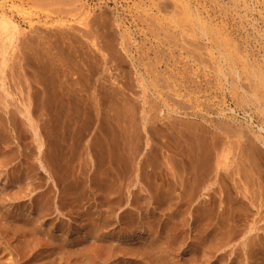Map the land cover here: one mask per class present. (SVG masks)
<instances>
[{"label": "rangeland", "instance_id": "rangeland-1", "mask_svg": "<svg viewBox=\"0 0 264 264\" xmlns=\"http://www.w3.org/2000/svg\"><path fill=\"white\" fill-rule=\"evenodd\" d=\"M10 1H6L7 7L13 5L8 8L10 12L7 9L8 15H13L17 28L24 32L27 30V33L21 32L20 29L19 32L27 34L25 37L28 34H31V36L29 35L27 39H23L20 37H24L23 34L20 35L21 33H19L17 35V28L12 29L17 33L12 32V30L9 33L14 34L15 41H13L16 42L17 40V46L16 43L9 42L5 30L0 29V32L3 31L6 35L4 37L0 33L2 37V39L0 37V43L3 42L5 45L11 43L9 45L16 47V50L17 47L18 50L23 47V52L26 53L22 54L21 49L20 51L17 50L19 53L21 52L17 54V51L13 50L14 47L0 44V124H2L1 127L6 124L5 126H8L10 131V146L8 147V145L0 142V264H264V147L260 145L261 158H259L260 165L258 166V172L263 173V176L258 178L256 177L258 174L256 175L253 172H250V174L246 171L248 175L243 173L242 177L244 179L242 177L240 179L235 174V170L241 161H244V159H241L244 154L240 151L239 146L243 139L240 141L235 137H231V139L227 137L230 145L233 144L230 165L227 168H223V166H216V168L214 165L217 164H214V162L217 161L214 160H217V155L215 152H211L213 146L208 135L205 136L207 134L203 130L205 126L201 127L209 125V123L197 122L199 123L197 126L199 125L201 128L196 130V122L193 121L194 117L191 115L192 112L195 113L200 108V110L203 109V112H206L208 107V113L201 112V115L207 117V119L210 118L214 124L223 117L225 121L223 119V122L219 120V124H227L228 122L259 132L258 126L262 125L260 124L262 120L259 113L255 112L256 109L251 102L252 100L250 103H246H252L253 106L251 105L252 108L249 109L250 105L247 106L239 97V95L244 94L243 96H247L246 100L252 99L248 97V92L243 93L245 87L241 90L238 89V92H234L237 93V98L241 100L242 105L240 100L236 98V94L233 93L235 95L233 96V94L231 95L233 91H229V82L231 84L233 79L236 82L235 78L227 71L213 72L212 66L215 68L216 65L214 67L211 62H215L213 60L215 58H212L211 53L208 56V52H206L208 50L204 48L209 49L215 45V41L223 40L221 36L226 31L223 36L227 35V44L233 45L238 41L237 44H234V46L237 45L236 49L240 48L236 52L238 54L237 58L241 54H244V56L248 54L249 56H245V58L241 56L244 59L240 57L239 60L241 61L239 64L237 60V66L243 69L246 67L247 69L250 58L251 66L249 67L256 68L255 71L257 69L259 71L261 68L260 71L264 73V1L203 0L204 3L203 1L199 3L198 0H178L177 5L170 3L171 6L174 4L171 7L172 10H169L170 13L157 12L156 8H153V12H150L158 14V16L165 15L164 17L167 18V23L166 25L162 24L165 26H162V29L168 28V30L163 29V33L160 29L161 26L159 30L156 29L158 24L154 27H148L150 22L148 21V23L145 20L144 22L143 19L145 18H141L142 21L140 20L142 25L140 21L139 23L136 22V25L132 23L130 17L133 15L128 8L133 6L134 0H89L90 7L92 5L91 8L94 9L92 15L96 19L103 18L106 23L100 18L99 20L94 18L96 21L93 20L91 15L88 21L93 20L94 33H98L95 34L96 36L94 35L95 39L93 37V39H87V41L79 36L80 33L76 29L79 30L83 26L77 24V17L72 15L74 14L72 10L74 6L76 8L79 5L78 0L77 2L76 0H68L69 3L66 2L67 0L63 2H60V0H57V2L53 0ZM34 1L40 3V7L37 3H33ZM127 1L128 3H126ZM153 1L156 2L157 0ZM42 2L46 4L42 5ZM168 2H174V0H168ZM180 2H183V6L189 5L193 14L196 15V12L201 13L202 15L199 14V16L205 21V24L208 22V25L214 27L212 28L214 31L216 29L214 35L211 34V31H213L210 30L211 27L209 33L203 36L198 33L196 23L193 25L192 21H188L184 22L183 25L180 24L183 18L180 16L182 13L178 12L183 10ZM22 3L23 6H21ZM53 3L57 9L60 6L59 9L63 11L60 12L58 9L56 13L54 9L56 7ZM94 3L95 6L93 7ZM32 4L38 9L33 8ZM149 4V2H146L143 6ZM199 4L201 5L198 8L197 5ZM98 6H101V13L106 12V10L107 12L101 15L98 12L99 10L95 11ZM103 7L105 10H103ZM174 8H178L175 13H178L177 16L181 20L178 27L168 21L173 20V18V21L178 20L173 13ZM50 9H54L51 10L52 16L47 13ZM18 10H24L28 13L15 12ZM67 11L68 14H66ZM43 12H46L49 16L46 13L43 15ZM22 13L27 14V17ZM29 13L31 17H29ZM110 14H113V17ZM68 15L73 17L70 18ZM56 16L60 20L56 19ZM65 17L68 20H64ZM207 17H212L214 21L210 18L212 20L209 22ZM111 19L115 24L117 21L118 23L112 25ZM54 20L57 23H54ZM99 21L104 23L105 26L100 24ZM213 22H217L218 29ZM221 22L227 27V30L224 29L225 27L222 26ZM24 23L27 24L25 27L23 26ZM68 23L71 24L68 25ZM211 23L213 24L211 25ZM219 23H221V26ZM18 24L22 26L19 27ZM54 25H58L60 28H62V25L67 26V29L63 28L65 31L70 32L67 31L66 34L65 31H62L64 29L61 30L58 26H56L58 29L54 28ZM71 25H77L78 28L74 26V29ZM171 25L174 27L172 31L169 29V27L173 29ZM190 25L197 28H191ZM218 25L221 30H219ZM48 26L58 34L54 30L50 32ZM31 27H35L37 31L33 29V35L29 33ZM181 27H183L181 29L183 31L185 28L189 29L193 35L191 33L189 36L186 34V32H190L189 30H185L186 32L184 31L185 33L180 35L182 33L180 32ZM222 27L224 28L222 29ZM37 28L40 30H37ZM152 28L153 30H151ZM175 29L178 33L180 32L179 35L174 33ZM160 30L161 32H159ZM39 31H42L41 34L38 33ZM167 31L174 34L169 35ZM62 32H64L63 35ZM217 32L221 36H215ZM116 33L119 37L116 36ZM36 34L39 36L36 37ZM59 34L61 36H58ZM164 34L167 35H165L166 38L172 36L171 39H175V41L172 42L170 38H167V42L168 39L171 42L165 43L166 38H164L165 40L162 38ZM183 35L184 41L181 39ZM32 36L37 39L33 37L34 41L31 39ZM41 36L47 39L44 40V38L43 41L40 38ZM190 36L192 39L188 42ZM197 36L203 40L201 41ZM213 36L214 38H212ZM29 37L30 41L33 40L35 43H28ZM74 37H78L76 39L81 38L79 39L82 42V45L79 46L81 47L79 51L81 53L78 54L79 57L82 56L85 60L84 62L81 61L83 65H81V62H77L80 59L76 57L75 52L67 42L68 38L74 40ZM121 37H123V41ZM158 37H160L159 40ZM5 38L7 43L3 41ZM152 38H154L153 41L156 40L155 43ZM209 38L211 42L210 40L207 41ZM21 39L22 41L28 40V42L23 41L25 43H22ZM59 39L62 41H59ZM194 39L198 45L196 42L191 43ZM185 41L187 45L189 43L192 46L195 45V49L202 46L200 51L204 46L202 51L206 53L202 55V58H205L204 62L207 59V62L211 63L209 65L212 66H208L209 62L197 61L195 59L197 55L195 54L200 53L198 52L199 49L196 51L190 44L188 46L183 44ZM61 42L67 43H64L65 48L62 47L63 43ZM84 42L89 44H84ZM39 43L41 46H37ZM239 43H241L240 47L238 46ZM23 44L27 45H24V47ZM166 44H169L170 49ZM32 45L34 49H32ZM124 45L129 49L130 54H128V50L125 49ZM183 45H186L187 48L185 46L183 48ZM47 46L53 49H51V52L56 51L55 54L62 61L58 68L53 67L50 69L53 64L49 62L45 55L43 56L45 51H48ZM24 48L26 49L24 50ZM35 49L36 51H32ZM123 50H126L125 54ZM158 50L159 52H157ZM85 51L89 53H85ZM90 52L94 55L90 56L92 55ZM161 52L165 53L166 56H163L164 54ZM191 52L195 55L194 57ZM32 54H35V56L33 57ZM40 54L46 60L40 57ZM70 54L72 57L69 56ZM24 55L26 60L21 58H25ZM36 55L38 56L36 57ZM191 56L194 58L193 61L196 60L195 62L192 61ZM89 57H92V59L90 60ZM246 58L247 60H245ZM30 59L33 65L30 61L28 62ZM33 59H37L40 63L42 61L43 64L38 63L39 65H36L38 61L35 60V63ZM86 60H89V63ZM242 60L246 62H242ZM74 62L78 65L77 68H75L76 64ZM62 63L67 64L63 65ZM200 63H203V68ZM67 65H72L75 69L81 68L74 72L71 66L68 68ZM256 65L258 66L255 67ZM35 66L38 69H35ZM205 66L209 67V70L205 69ZM41 67H47L48 70L45 69L47 72ZM241 68L240 70H242ZM60 69L74 72L73 77L68 75L67 79ZM57 70H60L59 74H62L63 76H61L66 78L69 83L64 84L62 82L63 78L58 74L56 75L55 71ZM84 70L86 71L84 72ZM87 73H89V76ZM225 73L226 76H224ZM78 74L80 78H78ZM54 75L56 77H53ZM241 75L243 74L241 73ZM198 78H200V81ZM54 79L57 81L55 82ZM205 80L206 82L211 81L206 83ZM225 80L228 82L225 83ZM71 81H74L75 84ZM248 81L242 80L241 82L240 80L239 82L241 86L249 85V89H251V85L256 87L258 84V81L256 84H254L255 82L248 84L246 83ZM57 82L63 84V87L67 84V87L65 86L64 89L60 87L61 84L59 83L60 85L58 84L59 86L56 89ZM200 82L203 84H200ZM204 83L205 87L210 90H206ZM76 84L79 86H76ZM74 85L76 89H74ZM196 85L203 88L200 89L201 93L197 92L199 89ZM43 86L46 90H43ZM68 86L75 93L69 90ZM189 87V94L193 92L192 94H194L196 100L193 99V96L187 95ZM192 89L193 91H191ZM64 92H70L69 94L65 93L69 98L66 97ZM204 92L205 94H203ZM71 93H73V96ZM63 95L66 99L62 97ZM204 95H207V97ZM197 96H200V98L198 99ZM230 96H233L231 98L235 97L237 101L235 99L231 100ZM187 99L190 101H187ZM235 102L240 105H236ZM220 108L229 109V112H227L228 117L234 118L235 121L230 123L228 118L226 119L225 116L217 114L216 112ZM194 128L196 131L193 130ZM260 134L264 137V130H261ZM223 137L226 139L222 132L216 133V138H219L222 142H224ZM194 145L198 148L196 149ZM210 146L212 147L210 148ZM204 147H206L204 153L208 151V155L202 154ZM207 147L211 150H206ZM198 153L202 154L201 157L205 156V158H198ZM206 158L209 159V162ZM210 160H212L213 168L208 164L211 162ZM246 163L247 161L244 162V166ZM208 166L212 170L215 168L214 173H212L215 175L217 173L216 176H213ZM192 168H194V171ZM262 169L263 172H261ZM210 175L214 177L212 178L214 180L210 179ZM250 175L252 176L250 177ZM207 177H210V180ZM247 177L249 179H246ZM237 180L239 184L236 183ZM244 180L247 183L243 182ZM208 181L213 182V185H210ZM235 183L238 186L243 185V191H246L244 193L247 196L241 190L242 187L239 188L242 192L237 190ZM202 185L206 186L202 187ZM245 186L247 187L245 188ZM207 192L210 193V196ZM235 192L241 194L238 195ZM243 195L247 198L245 199ZM206 198H209L211 202ZM204 199L207 200V205ZM233 199L236 200V203H239L238 205L235 204V207L237 205L236 210L246 215L243 213L240 214L241 216L238 213L240 217H237V213L235 215V208H233L235 202L233 203ZM252 199L256 200V203ZM252 201L256 207L254 204L250 205ZM246 206H248L247 209ZM224 208L228 213H223ZM245 209L246 212L243 211ZM207 213L211 216V218L209 216L210 219L208 216V219L204 217V214L207 215ZM229 216L234 217L230 218ZM224 218L225 222L223 221ZM238 218H242V220ZM204 221H208L209 225ZM236 221L240 223L236 226L238 228L236 230L241 227L240 231L242 233L235 232L234 225L230 228V224H238ZM215 227H217L216 229L219 230L220 234L213 229ZM243 233H245L244 237ZM230 239L231 243L228 241Z\"/></svg>", "mask_w": 264, "mask_h": 264}, {"label": "bare ground", "instance_id": "bare-ground-1", "mask_svg": "<svg viewBox=\"0 0 264 264\" xmlns=\"http://www.w3.org/2000/svg\"><path fill=\"white\" fill-rule=\"evenodd\" d=\"M6 1H7V0H0V29H1V30H3V29L5 30V33H6V35H7V38H9L8 41L12 43V42L15 41V39H14L15 36H14V34H13L12 32H14V30L17 28V26H16V24H15V22H14V17H13V15L10 13L11 15L9 16L8 13H7V12L9 11L8 8L11 7V6H13V5L11 4V6L7 7V2H6ZM11 1H12V0H11ZM11 1H10V2H11ZM19 1H20V0H19ZM23 1H24V0H23ZM29 1H32V0H29ZM37 1H40V0H37ZM41 1H42V0H41ZM53 1H54V2L56 1V2H57V0H53ZM63 1H64V0H60V2H63ZM83 1H84V0H78V4H79V5L76 6V8H75V6H74L75 9H74V8L72 9L74 14H72V15H74V17H77L78 21H77L76 23L79 24L80 26H83V28L81 27L83 30H82L81 28H80L79 30L76 29V30L80 33L79 36H81L82 38L85 39V41H87V39H93L94 35H95L96 33H98V32L94 33L95 30L93 29V26H92V22H93V20L96 19V17H94V15H92V12H94V9L91 8L92 5H91V7H90L89 0H85L84 2H83ZM95 1H96V0H95ZM100 1H101V0H100ZM131 1H132V0H131ZM134 1H135L134 3L132 2V3H133V6H132V7H129V6H128V7H129V8H128V9H129V12L133 15V16L130 17V20L132 21V23H135V25H136V22L139 23V21L141 20V18H145V19H143V21H144V20L147 21V22L149 21L150 24H151V25L149 24L148 27H149V26H151V27L153 26V27H154V25L156 26V24H158V28L155 27L157 30H159V27H160V26H161L160 29H162V26L165 27V26L162 25V24L164 23V24L166 25V23H167V18L164 17L165 15H164V16H161V15L158 16V14L150 13V12H153V8H156L157 12H161V13L166 14L167 12L170 13V11L172 10L171 7H172L174 4L178 3V0H174V2H168V0H157V1L155 0L156 2H154L153 0H152L153 2H152L151 0H134ZM171 1H172V0H171ZM182 1H183V0H182ZM185 1H186V0H185ZM198 1H199V3H200V1H203V0H198ZM262 1H264V0H262ZM21 2H22V1H21ZM24 2H25V1H24ZM45 2H46V1H45ZM58 2H59V1H58ZM60 2H59V3H60ZM66 2L69 3L68 0H67ZM71 2H72V1H71ZM76 2H77V0H76ZM90 2H91V1H90ZM146 2H149L150 4H149L148 6L146 5V6L144 7L143 5H144ZM205 2H206V1H205ZM12 3H13V2H12ZM31 3H32V2H31ZM31 3H30V5H31ZM33 3H35V4L37 3V5L40 7V5H39L40 3L38 4V2H36V1H34ZM105 3H106V2H105ZM122 3H123V2H122ZM124 3H125V2H124ZM126 3H128V1H127ZM170 3H174V4L171 6ZM180 3H181V5H182L183 2H180ZM187 3H188V2H187ZM195 3H196V2H195ZM195 3H194V4H195ZM203 3H204V1H203ZM263 3H264V2H263ZM20 4H21V3H20ZM26 4H27V1H26ZM44 4H46V3H43V2H42V5H44ZM49 4H50V2H49ZM55 4L57 5V3H55ZM60 4H61V3H60ZM64 4H66V3H64ZM76 4H77V3H76ZM23 5H24V4L22 3L21 6H23ZM30 5H29V7L32 8V6H33L34 4H32V6H30ZM53 5H54V3H53ZM68 5H69V4H68ZM125 5H126V4H125ZM176 5H177V4H176ZM181 5H180V6H181ZM195 5H196V4H195ZM200 5H201V4L197 5V7L200 6ZM202 5H204V4H202ZM263 5H264V4H263ZM25 6H26V5H25ZM54 6H55V5H54ZM57 6H58V5H57ZM94 6H95V3H94V5H93V7H94ZM96 6H97V5H96ZM104 6H105V5H104ZM34 7H35V6H33V8H34ZM47 7H48V6H47ZM50 7H52V6L50 5ZM50 7H49V8H50ZM55 7H56V6H55ZM61 7H63V6H61ZM64 7H65V5H64ZM66 7H67V6H66ZM69 7H70V6H69ZM100 7H101V6H100ZM100 7L98 6L97 9H95V11H96V10H97V11L99 10L98 12H100V11H101ZM181 7L183 8V10H181L180 8H179V9H180L181 11H183V12L178 11V8H177V9L174 8L175 10H173V11H174L173 13H174V15H176L177 18H178V16H177L178 13L176 14L175 11H176V12H177V11L180 12V14L182 13L180 16L183 17V18L181 19L183 22H182L181 20H179V18H178V20H177L176 17H175V19H176L177 21H173L174 18H173V20H171V21L168 20L169 22H171V24H174L175 27H178V26H179V22H180V21H181L180 24H182V25H183L184 22L186 23V22H188V21H192L193 25H194L195 23H196L195 26L198 25V29H197V30H198V33H201L203 36L207 35V34L209 33L210 30H213V29H212V28H214L213 26L211 27L210 24L208 25V24H207L208 22L206 23V24H207V25H206V24H205V21H204L202 18H200L199 14L202 15L201 13L198 14V12H196V13H197L196 15L193 14V11H192V9H191V7H190L189 5H188V6H187V5H184V6L182 5ZM193 7L195 8V6H193ZM197 7H196V8H197ZM13 8H14V7H13ZM13 8H12V9H13ZM21 8H22V7H21ZM35 8H36V7H35ZM41 8H42V7H41ZM43 8H44V7H43ZM49 8H48V9H49ZM59 8H60V6L58 7V9H59ZM71 8H72V7H71ZM71 8H70V9H71ZM98 8H99V9H98ZM105 8L107 9L106 6H105ZM105 8L103 7V10H105ZM198 8H199V7H198ZM198 8H197V9H198ZM263 8H264V6H263ZM7 9H8V11H7ZM22 9H23V8H22ZM36 9H38V8H36ZM36 9H35V10H36ZM45 9H46V6H45ZM54 9L56 10L55 12L57 13V10H58L57 7L54 8ZM54 9H53V10H54ZM170 9H171V10H170ZM10 10H11V9H10ZM25 10H26V9H25ZM46 10H47V9H46ZM51 10H52V9H50L49 12H50ZM53 10H52V11H53ZM169 10H170V11H169ZM11 11H12V10H11ZM13 11H14V9H13ZM20 11H22V10H20ZM20 11L18 10V11H15V12L20 13ZM31 11H32V10H31ZM41 11H42V9H41ZM41 11H40V15H41ZM52 11H51V13H49V12H47V13L51 15V14H52ZM59 11L61 12V11H63V10H60V9H59ZM59 11H58V12H59ZM198 11H199V10H198ZM9 12H10V11H9ZM22 12H23V13H28V12H24V10H23ZM38 12H39V11H38ZM98 12H97V14H98ZM106 12H107V10H106ZM106 12H104V13H106ZM109 12H110V11H109ZM23 13H22V14H23ZM36 13H37V11H36ZM44 13H46V12H43L42 14L44 15ZM47 13H46V15L49 16ZM71 13H72V11L70 12V14H71ZM104 13H101V12H100L101 15H104ZM15 14H16V13H15ZM53 14H54V12H53ZM66 14H68V11H67ZM107 14H108V13H107ZM107 14H105V15H107ZM113 14H114V13H113ZM113 14H110V15L112 16ZM17 15H18V14H17ZM23 15H25V14H23ZM26 15H27V14H26ZM26 15H25V16H26ZM59 15L61 16V14H59ZM72 15H68V16H70V18H72V17H73ZM91 15H92L93 17H92ZM98 15H99V14H98ZM156 15H157V16H156ZM209 15H210V14H209ZM209 15H207V16H209ZM11 16H12V17H11ZM25 16H24V17H25ZM51 16H52V15H51ZM53 16H55V15H53ZM60 16H59V17H60ZM64 16H65V13H64ZM71 16H72V17H71ZM90 16H91V18H92L93 20L88 21V18H90ZM108 16H109V15H108ZM170 16H171V14H170ZM203 16H204V15H203ZM203 16H201V17H203ZM211 16H212V15H211ZM26 17H27V16H26ZM29 17H31V16H30V13H29ZM42 17H43V16H42ZM56 17H57L56 19H59L58 16H56ZM61 17H62V16H61ZM101 17H102V16H101ZM109 17H110V16H109ZM112 17H113V16H112ZM153 17H154V18H153ZM194 17H195V19H194ZM204 17H205V16H204ZM32 18H33V17H32ZM38 18H39V17H38ZM45 18H46V17H45ZM63 18H64V17H63ZM94 18H95V19H94ZM99 18H100V17H99ZM99 18H97V19L99 20ZM106 18H107V17H106ZM192 18H193V20H192ZM207 18H208V17H207ZM210 18H212V17H210ZM210 18H208V19H209V22H211V20L213 19V18H212V19H210ZM17 19H19V18H17ZM35 19H37V18H35ZM48 19H49V17H48ZM53 19H54V18H53ZM61 19H62V18H61ZM66 19H67V18L65 17L64 20H66ZM97 19H96V20H97ZM100 19H102L103 22H104V19H103V18H100ZM170 19H172V18L170 17ZM201 19H202L204 22H203ZM204 19H205V18H204ZM19 20H20V19H19ZM25 20H26V19H25ZM25 20H24V21H25ZM39 20H40V18H39ZM39 20H36V21H39ZM41 20H42V18H41ZM45 20H46V19H45ZM59 20H60V19H59ZM64 20H63V21H64ZM67 20H68V19H67ZM74 20H75V19H74ZM96 20H95V21H96ZM105 20H106V19H105ZM111 20H112V21H110V22H113V19H111ZM21 21H23V19H21ZM43 21H44V19H43ZM46 21H47V20H46ZM46 21H45V22H46ZM48 21H49V20H48ZM50 21H51V20H50ZM50 21H49V22H50ZM54 21H55V20H54ZM61 21H62V20H61ZM70 21H71V20H70ZM106 21H107V20H106ZM108 21H109V19H108ZM116 21H117V19L115 20V22H116ZM141 21H142V20H141ZM141 21H140V23H141ZM145 21H144V22H145ZM213 21H214V19H213ZM16 22H17V21H16ZM39 22H41V21H39ZM65 22H66V21H65ZM65 22H64V23H65ZM67 22H68V21H67ZM99 22H100V24H104V23H106V22L102 23L101 21H99ZM149 22H148V23H149ZM169 22H168V23H169ZM19 23H21V22H19ZM22 23H23V22H22ZM41 23H42V22H41ZM46 23H48V22H46ZM54 23H57V22L55 21ZM73 23L75 24V22H73ZM117 23H118V21L116 22V24H117ZM154 23H155V24H154ZM185 23H184V24H185ZM213 23H215V26L217 27V24H216L217 22H213ZM213 23H211V25H212ZM221 23H222V22H221ZM221 23H219V25H220ZM51 24H52V22H51ZM70 24H71V23H68V25H70ZM93 24H94V23H93ZM95 24H96V23H95ZM107 24H108V23H107ZM110 24H111V23H110ZM110 24H109V25H110ZM113 24H115V23L113 22L112 25H113ZM116 24H115V25H116ZM145 24H146V23H145ZM145 24H144V26H145ZM25 25H27V24L24 23L23 26L25 27ZM39 25H40V24H39ZM48 25H49V24H48ZM97 25H98V24H97ZM141 25H142V23H141ZM205 25H206V26H205ZM219 25H218V26H219ZM18 26H19V24H18ZM20 26H22V25H20ZM20 26H19V27H20ZM32 26H33V25H32ZM41 26H42V25H41ZM46 26H47V25H46ZM56 26H58V25H56ZM56 26L54 25V28H57ZM71 26L74 27L75 25H71ZM104 26H105V24H104ZM106 26H107V25H106ZM137 26H138V25H137ZM168 26H169V24H168ZM171 26H172V25H171ZM185 26H186V25H185ZM187 26H188V25H187ZM220 26H221V25H220ZM220 26H219V27H220ZM222 26L225 27V25H224L223 23H222ZM9 27H10L11 29H10ZM28 27H29V26H28ZM28 27H27V28H28ZM48 27H49V26H48ZM63 27H64L63 25H62V28H60V27L58 26V28H60L61 30L64 29V28H66L67 26L64 27V28H63ZM75 27L78 28L77 25H76ZM75 27H74V29H75ZM84 27L87 29L86 31L84 30V29H85ZM97 27H99V26H97ZM108 27H110V26H108ZM139 27H140V26H139ZM172 27H173V26H172ZM188 27H189V26H188ZM190 27L192 28L193 26L190 25ZM210 27H211V29H210ZM216 27H215V28H216ZM224 27H222V29H223ZM31 28H32V29H29V30H30L29 33H32V35H33L34 32H32V30L34 29V31H36V28H35V27H31ZM46 28H47V27H46ZM58 28H57V29H58ZM67 28H68V27H67ZM67 28H66V29H67ZM89 28H90V29H89ZM112 28H113V27H112ZM112 28H111V29H112ZM114 28H115V27H114ZM155 28H154V29H155ZM182 28H183V27H181L180 30H181ZM191 28H190V29H191ZM193 28H194V27H193ZM195 28H197V27H195ZM195 28H194V29H195ZM226 28H227V27H225L224 29H226ZM9 29H10V30H9ZM12 29H14V30H12ZM19 29H20V28H17L18 33H17V32H14V33H17V35H18L19 33H21V32H23V33H27V32H26L27 30L24 32V31H22V30L20 29L21 32H19V31H20ZM43 29H44V28H43ZM49 29H50V27H49ZM60 29H59V30H60ZM74 29H73V30H74ZM104 29H106V28H104ZM107 29H108V28H107ZM141 29H142V26H141ZM143 29H144V28H143ZM146 29H147V28H146ZM156 29H155V30H156ZM163 29H164V28H163ZM163 29H162V32H163L164 30H168V28H166V29H164V30H163ZM169 29L172 31V30H174V27H173V29H171V28L169 27ZM176 29H177V28H176ZM176 29H175V32H174V33H175V34H178V35H179L180 32H182V33H180V35H181V34H184L187 30H189V29L185 28V30H186V31L184 30L185 32H184L183 30H181V31L178 33V32L176 31ZM209 29H210V30H209ZM217 29H218V27H217ZM11 30H12V32H11L12 34L9 33ZM17 30H16V31H17ZM29 30H28V31H29ZM37 30H40V29L37 28ZM51 30H52V29H50L49 31L51 32ZM53 30H54V29H53ZM53 30H52V32H53ZM76 30H75V31H76ZM93 30H94V31H93ZM113 30H115V29H113ZM116 30H117V29H116ZM149 30H150V29H149ZM151 30H153V28H152ZM170 30H169V31H170ZM219 30H221V27L219 28ZM226 30H227V29H226ZM62 31H65V29L62 30ZM67 31H68V30L65 31L66 34H67ZM71 31H72V30H71ZM96 31H97V30H96ZM101 31H102V30H101ZM111 31H112V30H111ZM146 31H147V30H146ZM189 31H190V30H189ZM215 31H216V29H215ZM215 31H214V30L211 31V34L214 35V32H215ZM36 32H37V31H36ZM40 32H42V31H39L38 33L41 34ZM54 32H55V30H54ZM58 32H59V31H58ZM68 32H70V31H68ZM78 32H76V33L78 34ZM148 32H149V31H148ZM159 32H161V30H160ZM159 32H158V33H159ZM167 32H168V31H167ZM167 32H166V34H167ZM176 32H177V33H176ZM192 32H193V30H192ZM195 32H196V31H195ZM222 32H223V31H222ZM224 32H226V31H224ZM224 32H223V34H224ZM0 33L3 34L2 36H4V37L6 36V35L3 33V31L0 32ZM23 33H21L20 35H22ZM55 33H57V32H55ZM63 33H64V32H62V35H63ZM149 33L151 34V32H149ZM156 33H157V32H156ZM158 33H157V34H158ZM163 33H164V32H163ZM171 33H172V32H171ZM174 33H173V34H174ZM190 33H191V31H190L189 33L186 32V34H188V36H189ZM227 33H228V32H227ZM43 34H44V33H43ZM51 34H53V33H51ZM51 34H50V35H51ZM57 34H58V33H57ZM57 34H56V35H57ZM72 34H74V33H72ZM122 34H123V33H122ZM153 34H155V33H153ZM166 34L162 35V36H164V37H162V36H160V37H162V38L164 39V38H166V36H167ZM168 34H169V35H173V34H170L169 32H168ZM191 34H192V33H191ZM195 34H196V33H195ZM216 34H217V35H216ZM223 34H222V36H221V34H218V32H217V33H215V36L220 35V36L223 38V40L225 39V41H223V40H221V41H215V45H214V46H211L209 49H208L207 47L204 48V46H203V48H204L205 50H206V49L208 50V51H206V52H208V56H209V54L211 53L210 55L212 56V58H213V57L215 58V59H213V60H215V62L213 61V62H211V63H213L212 65H214V67H215V65H216V67L213 68L212 65H209V64H211V63H210L209 61H208V62H209V63H208V62H207V59H206V62L208 63V66H212L213 72H215V71H216V72H222V70H223L224 72L227 71V72H230V73L233 75V78H235L237 84H235L236 82L234 81V79H233V81L231 82L232 85H231L230 82H229V91H233L232 93L230 92L231 95H232L235 91L238 92V89L241 90V89H243V88L245 87V88L243 89V93L248 92V93H247V94H249L248 97H249V98H252V99H250V100H246V99H247V96H243L244 94H243L242 96L239 95V97L241 98V100L243 101V103L245 102V104H246V103H250V101L252 100L251 102L253 103L254 108L256 109V111H255V110H254V111L257 112V113H259V115L261 116L260 118H261V120H262V123H260V124H262V125L258 126V129H259V132H258L257 130L250 129V128H248V127H247V128H244L243 126H236L235 124H234V125H233V124H229V123L227 122V120H226L227 124H226V123H223V124L221 123V124H219V120H220V119H219L218 121H216V124H214L213 121L210 120V118L207 119V117L205 118L203 115H201V114H202L201 112H203V109L200 110L201 108H200L199 110L195 111V113L192 112L191 115L194 117L193 121L196 122V124H195V125H196V126H195L196 130H198L199 128L205 126L204 129H203L204 132L207 133L205 136L208 135L209 141H210V143H211L212 146H213V147L210 146V148L212 147V151H211V152H215L216 155H217V156H216V155H214L213 153L210 152L211 154H213L214 156H216V159H217V160H214V161H217V162H214V164H217V165H214V167H216V166H217V167H220V166L222 167V166H223V168H227V167L230 165V160H231V158H230V155H231V147L233 146V144H232V146H231V145H230V142H229L228 140L231 139V137H235V138H237V139L240 140V141L243 139V142H242V141H241V143L239 142V143H240L239 146H240V151L244 154L243 157H245V158H243V157L241 158V159H244V161L242 160L243 162L241 161V163L239 164V166L236 168V170H235V174H236L238 177H240V179H241V177L243 176V173L246 174V175H248V174L246 173V171H248L249 173H250V172H253V173H255L256 175L258 174V176H256V175H255V176L258 177V178H260V176H263V173H264V172H263V169L261 170V172H263V173H259V172H258V171H259V167H258V166L260 165L259 158H261V151H260L261 149H260V145H262V146L264 147V137H262L261 134H260V131H261V130H264V73L260 71V69H261L260 67H259V68H260L259 71H258V69H257V71H255L256 68L254 69V68H250V67H249V66H251V65H250V58H249V61H248L249 66H247V69H246V67H245L246 70L243 69V68H241V67H239V66H237V60H238V63L240 64V61H241V60H239L240 57L242 56V57L245 58V56L247 57L248 54L245 55V56H244V54H241V56L239 55L240 57L237 58L238 54H237L236 52H237L240 48L237 47L238 49H236V46H237V45L234 46V44H235V43L237 44L238 41L235 42V43H233V45H231V44H227L226 42L228 41V37H226L227 35L224 37ZM225 34H226V33H225ZM229 34H230V33H229ZM20 35H19V36H20ZM25 35H27V34H23L24 37H25ZM29 35L31 36V34H28V36H29ZM47 35H48V34H47ZM54 35H55V34H54ZM64 35H65V34H64ZM69 35H70V34H69ZM117 35H118V33H116V36H117ZM155 35H156V34H155ZM155 35H152V36H155ZM165 35H166V36H165ZM169 35H168V36H169ZM192 35H193V34H192ZM209 35H210V34H209ZM19 36H17V37H19ZM28 36H26L25 38L22 37V36H20V37L23 38V39H27ZM38 36H39V35L36 34V37H38ZM44 36H45V35H44ZM58 36H61V35L59 34ZM79 36H78V37H79ZM95 36H96V35H95ZM158 36H159V35H158ZM220 36H219V37H220ZM0 37H1V36H0ZM33 37H34V36H32L31 39L34 40V38H36V37H34V38H33ZM42 37H43V36H41L40 38H42ZM47 37H48V36H47ZM64 37H65V36H64ZM78 37H74V38H75L74 40H72L71 38H68V41H67V39H66V38H67V35H66V38H65V39H66L67 42H69L70 46H71L72 49H73V52H75V54H76V57L80 59V60H77V62H81V61L84 62V61H85L84 58H82V56L79 57V54L81 53V52H79V51H80V48H81V47H79V46L82 45V42L79 41V39H81V38L76 39V38H78ZM118 37H119V35H118ZM123 37H124V36H123ZM123 37H121V38H122V41H123ZM160 37H158V40H159ZM178 37H180V36H178ZM178 37H177V38H178ZM183 37H184V35L181 37V39L184 41L185 38H183ZM197 37H198V39H200L199 36H197ZM206 37H210V36H206ZM219 37H218V39L221 38V37H220V38H219ZM230 37H231V36H230ZM40 38H39V39H40ZM44 38H45V39H44ZM44 38H42V40H43V39H44V40L47 39L46 37H44ZM58 38H59V37H58ZM58 38H57V39H58ZM61 38H62V37H61ZM121 38H120V39H121ZM154 38H155V37H154ZM154 38H152V41H153ZM167 38H170V37H167ZM167 38H166V40L164 39L165 41L162 40V39H160V40H162V41H164V42L166 43V42H167ZM171 38H172V36H171ZM171 38H170V39H171ZM175 38H176V37H175ZM186 38H187V37H186ZM212 38H214V36H213ZM212 38H211V39H212ZM222 38H221V39H222ZM226 38H227V39H226ZM231 38H232V37H231ZM233 38H234V37H233ZM1 39H2V37H1ZM31 39H30V37H29V42H28V40H23V41H27L28 43H30V42H34V41H35V40H34V41H33V40L30 41ZM36 39H37V38H36ZM94 39H95V37H94ZM117 39H118V38H117ZM155 39H157V38H155ZM170 39H168V42H167V43H169V42H171V41H172V42L175 41V39H174V40L171 39V41H170ZM181 39H180V41H182ZM190 39H192L191 36H190L188 42H190ZM216 39H217V38H216ZM229 39H230V38H229ZM234 39H235V38H234ZM13 40H14V41H13ZM18 40H20V39H18ZM44 40H43V41H44ZM48 40L50 41L49 38H48ZM150 40H151V37H150ZM150 40H149V41H150ZM158 40H157V41H158ZM186 40H187V39H186ZM200 40H201V39H200ZM202 40H203V39H202ZM202 40H201V41H202ZM209 40H210V38H209L207 41H209ZM214 40H215V39H214ZM3 41L6 42L7 39L5 38ZM21 41H22V39H21ZM23 41H22V43H25V42H23ZM40 41H41V40H40ZM53 41H54V40H53ZM56 41H57V40H56ZM56 41H55V42H56ZM59 41H62V40L59 39ZM83 41H84V40H83ZM90 41H91V40H90ZM90 41H89V42H90ZM154 41H156V40H154ZM154 41H153V42H154ZM162 41H161V45H162ZM178 41H179V40H178ZM183 41H182V42H183ZM232 41H233V40H232ZM235 41H236V40H235ZM16 42H17V40H16ZM16 42H14V43H16ZM50 42L53 43L52 40H51ZM159 42H160V41H159ZM159 42H158V44H160ZM164 42H163V44H165ZM193 42H194V43L196 42L195 39H194V41H192L191 43L194 44ZM210 42H211V40H210ZM2 43H3V42H2ZM2 43H0V44L3 45L4 43H3V44H2ZM6 43H7V42H6ZM11 43H9V44H11ZM34 43H35V42H34ZM40 43H42V42H40ZM40 43H39V44H40ZM45 43L48 44L47 42H45ZM57 43H60V42H57ZM57 43H56V44H57ZM61 43H63V45H62V44H60V45H62V47L65 48V47H64V46H65V45H64L65 42H61ZM119 43H120V42H119ZM154 43H155V42H154ZM196 43H197V42H196ZM9 44H6V45L10 46ZM12 44H13V43H12ZM36 44H37V40H36ZM39 44H38L37 46H41V44H40V45H39ZM42 44H43V43H42ZM54 44H55V43H54ZM65 44H67V43H65ZM84 44H89V43H88V42H86V43L84 42ZM95 44H96V43H95ZM95 44H93V45H95ZM183 44H186V41H185V43H183ZM189 44H190V43H189ZM189 44H188V45H189ZM200 44H202V43H200ZM210 44H211V43H210ZM4 45H5V44H4ZM6 45H5V46H6ZM15 45L18 46V43H16ZM20 45H21V47H22V44H21V43H20ZM24 45L26 46L27 44H23V46H24ZM34 45H35V44H34ZM51 45L53 46V44H51ZM51 45H50V46H51ZM60 45H59V47H61ZM93 45H92V46H93ZM156 45H157V44H156ZM166 45H167V44H166ZM168 45H169V44H168ZM168 45H167V47L169 48ZM186 45H187V44H186ZM186 45H183L182 47L184 48V46H185V48H187ZM188 45H187V46H188ZM197 45H198V43H197ZM197 45H196V46H197ZM202 45H204V44H202ZM205 45H206V43H205ZM25 46H24V47H25ZM32 46H33V45H32ZM35 46H36V45H35ZM37 46H36V49H37ZM50 46H49V47H50ZM85 46H86V45H85ZM85 46H83V47H85ZM89 46H90V45H89ZM98 46H99V45H98ZM151 46H152V45H151ZM163 46H164V45H163ZM163 46H160V47H163ZM190 46H192V45L190 44ZM194 46H195V45H194ZM194 46H192V47L195 49ZM199 46H200V45H199ZM206 46H207V45H206ZM209 46H210V45H209ZM238 46L240 47V46H241V43H239ZM10 47L12 48V47H14V46H10ZM45 47H46V46H45ZM47 47H48V46H47ZM49 47H48V51L46 50V51H45V54H43V56L45 55V57H47V59L49 60V62H50L51 64H53V66H51V68H50V67H48V68H50V69H52L53 67H54V68H58V67L60 66V62H62V61H60L59 56H58L57 54H55L56 51L51 52V49H52V48H51V47L49 48ZM59 47H58V48H59ZM62 47H61L60 49H62ZM121 47H123V46H121ZM124 47H125V49L127 48L125 45H124ZM153 47H154V46H153ZM200 47H202V46H200ZM200 47H197V49H195L196 51L199 49L198 52H200V53H198V54H195V55H197V57H195V59H196L197 61H199V62H200V60H201V62H204L205 58L203 59V58H202V55H205L204 53H206V52L203 53V51H202V50H204L203 48L201 49V51H202V52H201V51H200ZM15 48H16V47H14L13 50L17 51V50H18V47H17V50H16ZM22 48H23V47H22ZM22 48H21V49H22ZM31 48H32V47H31ZM43 48H44V45H43ZM89 48H90V47H89ZM92 48H93V47H92ZM94 48H95V47H94ZM100 48H101V47H100ZM155 48H156V47H155ZM163 48H164V47H163ZM163 48H162V49H163ZM183 48H182V49H183ZM241 48H242V47H241ZM21 49H20V50H21ZM25 49H26V48H24V50H25ZM27 49H28V48H27ZM32 49H34V46H33ZM36 49H35V50H32V51H36ZM45 49H46V48H45ZM84 49H85V48H84ZM87 49H88V48H87ZM87 49H86V50H87ZM95 49H96V48H95ZM98 49H99V47H98ZM98 49H97V50H98ZM159 49H160V48H159ZM162 49H161V50H162ZM169 49H170V48H169ZM188 49H189V48H188ZM190 49H191V48H190ZM20 50H18V51H20ZM39 50H40V49L38 48V51H39ZM52 50H53V49H52ZM55 50H56V49H55ZM63 50H64V49H63ZM127 50H128V54H130L128 48H127ZM156 50H157V48H156ZM244 50H245V49H244ZM18 51H17V54L19 53ZM21 51H22V54H26V53L23 52V49H22ZM29 51H31V50L29 49ZM38 51H37V52H38ZM82 51H83V50H82ZM88 51H90V50H88ZM88 51H87V52H88ZM92 51H93V49H92ZM125 51H126V50H125ZM125 51L123 50L124 54H125ZM188 51H189V50H188ZM188 51H187V52H188ZM196 51H195V52H196ZM240 51H241V50H240ZM242 51H243V49H242ZM27 52H28V51H27ZM37 52H36V54H37ZM43 52H44V51H43ZM57 52H58V51H57ZM65 52H66V51H65ZM87 52L85 51V53H87ZM154 52H155V50H154ZM157 52H159V50H158ZM212 52H213V53H212ZM20 53H21V52H20ZM20 53H19V54H20ZM28 53H29V52H28ZM28 53H27V55L30 56V54H28ZM31 53H32V52H31ZM34 53H35V52H34ZM41 53H42V52H41ZM78 53H79V54H78ZM88 53H89V52H88ZM90 53H91V52H90ZM161 53H163V52H161ZM188 53H190V52H188ZM191 53H192V55H193V57H194L195 55L193 54V52H191ZM246 53H247V52H246ZM91 54H92V53H91ZM163 54H164L163 56H166L165 53H163ZM186 54H187V53H186ZM27 55H26V56H27ZM32 55H33V54H32ZM32 55H31V56H32ZM38 55H39V53H38ZM38 55H36V57H37ZM89 55H90V54H89ZM93 55H94V54H92V55H90V56H93ZM154 55H155V54H154ZM160 55H161V54H160ZM21 56H22V55H21ZM21 56H20V57H21ZM34 56H35V54L33 55V57H34ZM43 56H41V54H40V57H43ZM69 56H71V54H70ZM87 56H88V55H87ZM126 56H127V55H126ZM129 56H130V55H129ZM206 56H207V55H206ZM208 56H207V57H208ZM18 57H19V56H18ZM24 57H25V55H24ZM33 57H32V58H33ZM65 57H66V55H65ZM71 57H72V56H71ZM71 57H69V58H71ZM76 57H75V58H76ZM83 57H84V55H83ZM94 57H95V56H94ZM103 57H104V55H103ZM127 57H128V56H127ZM155 57H156V55H155ZM161 57H162V56H161ZM188 57H189V56H188ZM188 57H187V58H188ZM242 57H241V58H242ZM248 57H249V56H248ZM16 58H17V56H16ZM21 58L26 60V57H25V58L21 57ZM27 58H28V57H27ZM32 58H31V59H32ZM43 58H44V57H43ZM43 58H42V59H43ZM81 58H82V59H81ZM86 58H87V57H86ZM89 58H90V57H89ZM132 58H133V57H132ZM164 58H165V57H164ZM244 58H242V59H244ZM31 59L28 60V62H29V61L31 62V61H32ZM44 59H45V58H44ZM72 59H73V58H72ZM91 59H92V57L90 58V60H91ZM157 59H158V58H157ZM159 59H160V58H159ZM159 59H158V60H159ZM161 59H162V61H163V57H162ZM161 59H160V60H161ZM189 59H190V58H189ZM191 59H192V61H193L194 58H192V56H191ZM209 59H210V58H209ZM35 60H37V59H35ZM35 60L33 59V62H34ZM39 60H40V59H39ZM45 60H46V59H45ZM196 60H195V61H196ZM245 60H247V58H246ZM245 60H242V62L245 61ZM251 60H252V59H251ZM37 61H38V60H37ZM86 61H87V63H89V60H86ZM195 61H193V62H195ZM210 61H211V59H210ZM252 61H253V60H252ZM252 61H251V63H252ZM47 62H48V61H47ZM82 62H81V65H83ZM160 62H161V61H160ZM206 62H204V63H206ZM245 62H246V61H245ZM256 62H257V61H256ZM35 63H36V61H35ZM38 63L41 64L42 61H41V63L38 61V62L36 63V65H37ZM44 63H45V61H44ZM50 63H49V64H50ZM69 63H70V62H69ZM69 63H68V64H69ZM71 63H73V62H71ZM74 63H75V62H74ZM214 63H215V64H214ZM248 63H247V64H248ZM253 63H254V62H253ZM39 64H38V65H39ZM42 64H43V63H42ZM62 64H63V65H66L67 63H66V64H65V63H62ZM62 64H61V65H62ZM75 64H76V63H75ZM78 64H79V63H78ZM200 64H201L200 66L203 65V63H200ZM254 64H255V63H254ZM31 65H33L32 62H31ZM34 65H35V64H34ZM46 65H47V64H46ZM73 65H74V64H73ZM84 65H85V64H84ZM90 65H91V63H90ZM245 65H246V64H245ZM262 65H263V64H262ZM42 66H44V65H42ZM67 66H68V68H70L69 66H71V68L73 69L74 72L77 71V70H80L79 68H81V67H79L78 69H75V68H77V66H78L77 64H76V66L74 65L75 68L72 67V65H67ZM206 66H207V65H206ZM206 66H205V67H206ZM242 66H243V65H242ZM257 66H258V65H256L255 67H257ZM33 67H34V66H33ZM37 67H39V66H37ZM62 67H63V66H62ZM90 67H91V66H90ZM243 67H244V66H243ZM252 67H253V66H252ZM41 68H42V67H41ZM46 68H47V67H46ZM46 68H42V69L45 70ZM66 68H67V67H66ZM82 68H83V66H82ZM87 68H88V66H87ZM202 68H203V66H202ZM208 68H209V67H208ZM208 68L206 67L205 69L209 70ZM210 68H211V67H210ZM240 68H241L242 70H240ZM249 68H250L251 70H250ZM35 69H38V68H36V66H35ZM50 69H49V70H50ZM72 69H71V70H72ZM74 69H75V70H74ZM84 69H85V68H84ZM238 69L240 70V72H239ZM252 69H254V70H252ZM46 70H48V69H46ZM46 70H45V71H46ZM60 70H62V69H60ZM60 70H57V71H59V72L55 71V72H56V75H57V74H58V76L60 75V74H59V73H60ZM68 70H69V69H68ZM210 70H211V69H210ZM38 71H40V70H38ZM50 71H51V70H50ZM52 71H53V70H52ZM62 71H63V70H62ZM69 71H70V70H69ZM69 71H67V70H64V71H63V75H64V77L67 78L68 75H70V77H73L72 74H73L74 72L72 71L73 73H71V72H69ZM85 71H86V70H84V72H85ZM90 71H91V69H90ZM43 72H44V71H43ZM46 72H47V71H46ZM81 72H83V71H81ZM88 72H89V71H88ZM211 72H212V71H211ZM241 73H242L243 75H241ZM50 74H51V73H50ZM53 74H54V73H53ZM83 74H86V73H83ZM88 74H89V73H87V75H88ZM171 74H172V73H171ZM171 74H170V75H171ZM208 74H209V72H208ZM208 74H205V75H208ZM61 75H62V74H61ZM61 75H60V76H61ZM63 75H62V76H63ZM71 75H72V76H71ZM75 75H76V73H75ZM170 75H168V76L170 77ZM212 75H214V74L212 73ZM62 76H61V77H62ZM88 76H89V75H88ZM166 76H167V75H166ZM197 76H198V75H197ZM224 76H226V73H225ZM53 77H56V76L54 75ZM64 77H62L63 79H62V78H61V79H62V82L65 84V83L68 82V81H67L66 78H64ZM75 77H77V76H75ZM78 78H80V77H79V74H78ZM166 78H167V77H166ZM183 78H184V77H183ZM196 78H197V77H196ZM209 78H211V77H209ZM212 78H213V77H212ZM57 79H59V77H57ZM64 79H65V80H64ZM67 79H68V78H67ZM70 79H73V78H70ZM168 79H169V78H168ZM198 79H199V81H200V78H198ZM239 79L241 80V82H242V80H245V81H246V80H247V81L249 80L250 83H249V81L246 82V83H248V84H251L252 82H255L254 84H256L257 81H258V84L256 85V87H254V85H253V86L251 85V89H249V85L246 86V84H245V86H244V85L241 86V83L239 82V81H240ZM54 80H55V82L57 81L56 79H54ZM73 80H74V79H73ZM78 80H79V79H78ZM78 80H77V82L80 81V80H79V81H78ZM169 80H170V79H169ZM206 80H207V79H206ZM206 80H205V82H206ZM59 81H61V80H59ZM74 81H75V80H74ZM74 81H71V82H74ZM192 81H193V80H192ZM210 81H211V80H210ZM210 81H208V82H210ZM190 82H191V81H190ZM197 82H198V81H197ZM203 82H204V81H203ZM208 82H206V83H208ZM227 82H228V81L225 80V83H227ZM59 83H60V82H59ZM59 83L57 82L56 89H57V87L61 84V83H60V84H59ZM68 83H69V82H68ZM172 83H173V82H172ZM211 83H213V82H211ZM211 83H209V84H211ZM55 84H56V83H55ZM58 84H59V85H58ZM74 84H75V82H74ZM173 84H174V83H173ZM200 84H203V83L200 82ZM209 84H208V85H209ZM62 85H63V84H61L60 87H63ZM66 85H67V84H66ZM66 85H65V86H66ZM72 85H73V84H72ZM198 85H199V82H198ZM206 85H207V84H206ZM208 85H207V86H208ZM223 85H224V84H223ZM230 85H231V87H230ZM65 86L63 87L64 89L67 87V86H66V87H65ZM70 86H71V85H70ZM70 86H68V87L70 88ZM74 86H75V85H74ZM76 86H79V85L76 84ZM76 86H75V88H74V87H73V88L76 89ZM199 86H200V85H199ZM209 86H210V85H209ZM192 87L194 88V86H192ZM192 87H191V88H192ZM196 87H198V86L196 85ZM204 87H205V83H204ZM247 87H248V88H247ZM252 87H253V88H252ZM46 88H47V86H46ZM63 88H62V89H63ZM69 88H67V89H69ZM201 88H202V87H198L199 91H197V90H196V91H197V92H200V89H201ZM205 88H206V87H205ZM209 88H210V87H209ZM246 88H247V90H245ZM44 89H45V88H44V86H43V90H44ZM189 89H190V87L187 89V90H188L187 95L189 94ZM195 89H196V88H195ZM195 89H194V90H195ZM202 89H203V88H202ZM202 89H201V90H202ZM224 89L228 91V89H226L225 87H224ZM248 89H249V91H248ZM45 90H46V89H45ZM69 90L74 91L72 88H70ZM78 90H79V88H78ZM206 90H210V89L206 88ZM240 90H239V91H240ZM56 91H57V90H56ZM62 91H63V90H62ZM62 91H61V93H62ZM64 91H65V90H64ZM76 91H77V90H76ZM191 91H193V89H192ZM191 91H190V92H191ZM196 91H195V92H196ZM227 91H226V92H227ZM59 92H60V91H59ZM197 92H196V93H197ZM205 92H206V91H205ZM205 92H204L203 94H205ZM209 92H210V91H209ZM209 92H208V93H209ZM65 93H67V92H64V94H65ZM69 93H70V92H69ZM69 93H67V94H69ZM74 93H75V91H74ZM192 93H193V92H192ZM192 93L189 94V95H191V96L194 97V94H192ZM200 93H201V92H200ZM208 93H206V94L208 95ZM58 94H59V93H58ZM76 94H77V93H76ZM209 94H210V93H209ZM234 94H236V98H237V93H234ZM234 94H233V96H235ZM241 94H242V92H241ZM60 95H61V94H60ZM65 95H66V94H65ZM71 95L73 96V93H71ZM77 95H78V94H77ZM196 95H197V94H196ZM200 95H201V94H200ZM207 95H204V96L207 97ZM229 95H230V94H229ZM67 96H68V95H66V97H67ZM233 96H230L229 98H230L231 100L235 99V97H234V98H231V97H233ZM62 97H64V95H63ZM66 97H64V98L66 99ZM197 97H198V96H197ZM197 97H196V98H197ZM206 97H205V98H206ZM209 97H210V96H209ZM67 98H69V97H67ZM70 98H71V97H70ZM188 98H189V97H188ZM199 98H200V96L198 97V99H199ZM227 98H228V97H227ZM190 99H191V98H190ZM193 99H195V97H194ZM198 99H197V100H198ZM237 99H239V98H237ZM237 99H235V101H237ZM191 100H192V99H191ZM195 100H196V99H195ZM207 100H208V98H207ZM207 100H206V101H207ZM239 100H240V99H239ZM241 100H240V102H241ZM187 101H190V100L187 99ZM208 101H209V100H208ZM202 102H203V101H202ZM209 102H210V101H209ZM204 103H205V101H204ZM235 103H236V102H235ZM243 103L241 102L242 105H243ZM252 103H251V104H246L247 106L250 105L249 109L252 108V107H251ZM237 104H238V103H236V105H237ZM238 105H240V104H238ZM242 105H241V106H242ZM253 105H252V106H253ZM198 106H199V105H198ZM206 106H207V105H206ZM254 108H253V109H254ZM207 110H208V107H207ZM207 110H206V112L204 111L203 113H204V114L208 113ZM251 110H252V109H251ZM251 110H250V111H251ZM230 111H232V110L230 109ZM227 112H229V109L226 110L225 108H224V109H223V108H220V110H218V112H216V113L219 114V115H221V116H225L224 118H226V119L228 118L229 121H230V123L234 122L235 119L232 118V117H228L229 114H228ZM193 113H194V114H193ZM253 113H254V112H253ZM209 115H210V114H209ZM214 115H215V113H214ZM230 115H231V114H230ZM250 115H251V114H250ZM254 115H255V114H254ZM205 116H206V115H205ZM207 116H208V115H207ZM216 116H218V115H216ZM256 116H258V115H256ZM208 117H210V116H208ZM212 117H214V116H212ZM216 118H217V117H216ZM216 118H215V120H216ZM251 118H252V117H251ZM211 119H212V118H211ZM213 119H214V118H213ZM222 119H223V117H222ZM222 119H221V120H222ZM221 120H220V121H221ZM223 120H224V119H223ZM223 120H222V122H223ZM200 121H203L204 124H205V123H206V124L209 123V125H203V124H202L203 126H201V127H200L199 125L197 126V124H199V123H197V122H200ZM224 121H225V120H224ZM259 121H260V120H259ZM195 122H194V123H195ZM217 123H218V124H217ZM235 123H236V122H235ZM1 125H2V124H0V128H1V129H0V142H2V144H4V145H8V147H9V146H10V145H9V144H10V131H9V128H8V126H5L6 124L3 125L4 127L2 126L3 128L1 127ZM195 128H194L193 130H195ZM205 129H206V131H205ZM196 130H195V131H196ZM200 130H202V129H200ZM252 130H253V133H252ZM201 132H202V131H201ZM218 132H222V133L226 136V139L223 137V138H224V140H223L224 142H222L221 140H219V138H218V139L216 138V133H218ZM249 134H250V135H249ZM203 136H204V134H203ZM222 136H223V135H222ZM196 137H197V136H196ZM218 137H219V136H218ZM227 137H230V138L227 140ZM205 138H206V137H205ZM223 138H222V139H223ZM216 139H217V140H216ZM232 139H233V138H232ZM194 140H195V138H194ZM198 140H199V139H198ZM198 140H197V143H198ZM211 140H212V141H211ZM218 140H219V141H218ZM201 141H202V140H201ZM206 141H207V140H206ZM207 142H208V141H207ZM231 142H232V141H231ZM237 142H238V141H237ZM204 143H205V142H204ZM204 143H203V144H204ZM210 143H209V144H210ZM198 144H199V143H198ZM198 144H197V145H198ZM201 144H202V142H201ZM209 144H208V145H209ZM205 145H206V144H205ZM208 145H207V146H208ZM194 146H195V148H196V145H194ZM237 147H238V146H237ZM197 148H198V147H197ZM197 148H196V149H197ZM200 148H201V147H200ZM205 148H206V147H204V150L202 149V154L204 153ZM210 148L207 147L206 150L209 149V151H210V150H211ZM196 151L198 152V150H196ZM200 151H201V149H200ZM207 152H208V151H206L204 154H207V155H208ZM195 153H196V152H195ZM242 153H241V154H242ZM198 154H199V155H198V156H199L198 158H201V159H202V158H205V156H204V157H201L202 154H200V153H198ZM204 154H203V155H204ZM243 154H242V155H243ZM200 155H201V156H200ZM209 155H210V154H209ZM242 155H241V156H242ZM195 156H196V155H195ZM210 156H212V155H210ZM207 157L209 158V156H207ZM193 158H194V157H193ZM196 158H197V157H196ZM196 158H195V159H196ZM198 160H199V159H198ZM206 160H207V158H206ZM203 161H204V160H203ZM207 161L209 162V159H208ZM210 161H211V162H210L211 164H210V163H208V164L211 165V167H212V160H210ZM245 161H247V163H246V165H245L246 167L244 166V162H245ZM258 161H259V162H258ZM261 162H262V161H261ZM193 163H194V162H193ZM195 163H196V162H195ZM197 163H198V162H197ZM197 163H196V164H197ZM258 163H259V164H258ZM262 163H263V162H262ZM204 164H205V163H204ZM196 166H197V165H196ZM196 166H195V167H196ZM204 166H205V165H204ZM192 167H194V166L192 165ZM208 167H209V169H210V166H208ZM217 167H216V168H217ZM260 167H261V166H260ZM262 167H263V164H262ZM203 168H204V167H203ZM212 168H213V167H212ZM212 168L210 169V170H211V173H212L213 170L215 169V168H214V169L212 170ZM193 169H194V168H192V170H193ZM205 169L207 170L208 168H205ZM260 169H261V168H260ZM206 170H205V172H206ZM210 170H209V171H210ZM193 171H194V170H193ZM215 171H216V170H215ZM205 172H204V173H205ZM257 172H258V173H257ZM207 173H208V172H207ZM213 173H214V172H213ZM213 173H212V174H213ZM212 174H211V175H212ZM220 174H221V173H220ZM250 174H251V173H250ZM211 175H210L211 178H210V177H209V178H210L211 180H214V179H212V178H214L213 176H214L215 174H213V176H211ZM216 175H217V173H216ZM216 175H215V176H216ZM253 175H254V174H253ZM208 176H209V175H208ZM251 176H252V175H250V177H251ZM217 177H218V176H217ZM245 177H246V176H245ZM263 177H264V176H263ZM209 178L207 177V179H209ZM218 178H219V177H218ZM242 178H243V177H242ZM210 179H209V180H210ZM243 179H244V178H243ZM246 179H249V178L247 177ZM219 180H220V178H219ZM238 180H239V179H238ZM238 180L236 181V183L238 182ZM204 181H207V180H204ZM239 182H240V181H239ZM243 182H246V181L244 180ZM243 182H242V183L240 182V183H241V184H244ZM203 183H204V182H203ZM203 183H201V184H203ZM208 183L211 185L213 182L210 183V182L208 181ZM236 183H235V185L239 184V183H237V184H236ZM246 183H247V182H246ZM246 183H245V185H246ZM207 185H208V184H207ZM212 185H213V184H212ZM203 186H206V185H202V187H203ZM235 187H236V186H235ZM240 187H242V188H241L242 191L244 190V189H243V185H240V186L237 185V188H238L237 190L240 191V192H242L241 190H239ZM246 187H247V186H245V188H246ZM204 189H205V188H204ZM208 189H209V187H208ZM211 189H212V188H211ZM238 191H237V192H238ZM209 192H210V191H209ZM209 192H207V193H209ZM240 192H239V193H236V192H235V193L238 194V195H240V194H241ZM244 192L246 193V191H243V193H244ZM207 193H206V194H207ZM243 193H242V194H243ZM245 193H244V194H245ZM207 195H208V194H207ZM208 196H210V193H209ZM243 196H244V195H243ZM245 196H247V195L245 194ZM245 196H244V198H245ZM239 197H240V196H239ZM234 198H236V197H234ZM246 198H247V197H246ZM246 198H245V199H246ZM206 199L209 201V198H206ZM206 199H204V200H205V201H204L205 203H206V201H207ZM238 199H239V198H238ZM238 199H237V202H238ZM240 199H241V197H240ZM240 199H239V202H241ZM210 200H211V198H210ZM249 200H251V199H249ZM252 200L254 201V199H252ZM244 201H245V200H244ZM253 201H252V203H250V205L256 203V202H255L256 200L254 201V203H253ZM209 202H211V201H209ZM209 202H208V203H209ZM234 202H235V203H234ZM247 202H248V201H247ZM249 202H250V201H249ZM205 203H204V204H205ZM212 203H213V200H212ZM227 203H228V202H227ZM233 203H234L233 208H235V215H236V213H237V217H240V216H241L240 214H242L243 212H238V210H236L237 205H238L239 203H236V200H234V199H233ZM209 204H211V203H209ZM235 204H237L236 207H235ZM206 205H207V203H206ZM226 205H227V204H226ZM241 205H242V204H241ZM241 205H239V206H241ZM245 205H247V204L245 203ZM231 206H232V205H231ZM254 206L256 207L255 204H254ZM254 206H253V207H254ZM242 207H243V205H242ZM247 207H248V206H246V209H247ZM257 207H258V206H257ZM231 208H232V207H231ZM233 208H232V209H233ZM238 208H239V207H238ZM240 208H241V207H240ZM260 208H261V207H260ZM243 209H244V208H243ZM246 209L243 210V211L246 212ZM248 209H249V208H248ZM253 209H254V208H253ZM258 209H259V207H258ZM258 209H257V211L260 210V209H259V210H258ZM226 210H227V208H226ZM228 210H229V209H228ZM233 210H234V209H233ZM250 210H251V209H250ZM239 211H241V210L239 209ZM248 211H249V210H248ZM224 212H226V211H225V208H224V210H223V213H224ZM229 212H230V211H229ZM259 212H260V211H259ZM226 213H228V212H226ZM226 213H225V215H226ZM238 213H239L240 216H238ZM205 214H206V213H205ZM205 214H204V217H205L206 219H208L210 215H209L208 213H207V215H205ZM232 214H233V213H232ZM232 214H231V215H232ZM243 214H244V213H243ZM235 215H234V216H235ZM244 215H246V214H244ZM248 215H249V213H248ZM207 216H208V218H207ZM227 216H228V215H227ZM234 216H229V217H230V218H231V217L233 218ZM243 217H245V216H243ZM243 217H242V218H243ZM210 218H211V216H210ZM210 218H209V219H210ZM230 218H229V220H230ZM242 218H238V219H239V220H240V219L242 220ZM206 219H205V220H206ZM246 219H247V218H246ZM236 220H237V219H236ZM239 220H238V221H239ZM209 221L211 222V220H209ZM223 221L225 222V218H224ZM233 221H234V220H233ZM238 221H236V222L238 223ZM204 222H205V221H204ZM224 222H223V223H224ZM239 222H240V221H239ZM205 223H206L207 225H209V224H208V223H209L208 221L205 222ZM206 224H204V225L206 226ZM224 224H225V223H224ZM227 224H229V223H227ZM239 224H240V223H238L237 225H235L234 223H232V224H230V228H232L231 226L234 225L233 227H234L235 232H236V231H239V232L242 233V231H240L241 227H240L239 230H236V228H237L236 226H238ZM241 225H242V224H241ZM241 225H240V226H241ZM205 226H204V227H205ZM225 226H226V225H225ZM227 226H229V225H227ZM216 228H217V227H215V228H213V229H215V231H216V230H217ZM242 228H244V227H242ZM248 228H249V227H248ZM237 229H238V228H237ZM229 230H230V229H229ZM231 230H232V229H231ZM218 231H219V230H217V232H218ZM232 231H233V230H232ZM217 232H216V233H217ZM230 232H231V231H230ZM205 233H206V232H205ZM218 233H219V232H218ZM233 233H234V232H233ZM211 234H212V233H211ZM219 234H220V233H219ZM244 234H245V233H243V237H244ZM241 235H242V234H241ZM206 236H207V235H206ZM213 236H214V235H213ZM229 236H230V235H229ZM244 239H245V238H244ZM228 241H230V243L232 242L231 239L228 240ZM256 244H257V243H256ZM254 247H255V245H254ZM254 247H253V248H254ZM251 248H252V247H251ZM255 248H256V247H255ZM257 248H258V247H257ZM250 251H251V250H250Z\"/></svg>", "mask_w": 264, "mask_h": 264}]
</instances>
